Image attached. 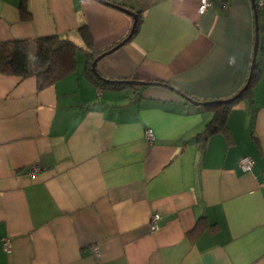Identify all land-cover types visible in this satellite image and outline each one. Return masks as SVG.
<instances>
[{
  "label": "crops",
  "instance_id": "1",
  "mask_svg": "<svg viewBox=\"0 0 264 264\" xmlns=\"http://www.w3.org/2000/svg\"><path fill=\"white\" fill-rule=\"evenodd\" d=\"M106 1L140 16L136 33L96 0H0V42L57 35L85 54L86 25L97 56L128 38L97 62L100 82L86 56L41 90L0 74V264H264V9L242 91L251 0H208L201 15L199 0Z\"/></svg>",
  "mask_w": 264,
  "mask_h": 264
},
{
  "label": "trees",
  "instance_id": "2",
  "mask_svg": "<svg viewBox=\"0 0 264 264\" xmlns=\"http://www.w3.org/2000/svg\"><path fill=\"white\" fill-rule=\"evenodd\" d=\"M255 8L259 18L262 9H259L256 4ZM30 16L31 15L26 7L22 6V19L28 20L30 19ZM140 22L141 18L140 16H137L136 26L131 30V35L137 32ZM77 32L86 47L85 56L87 60L88 75L90 78H94L100 82L101 78L98 76L96 69L94 72L91 69V63L96 56L92 53L93 40L91 34L86 25H81ZM80 49L81 48L71 39L57 35L45 36L34 40L12 39L0 42V74L21 78L34 77L36 79L37 89L41 90L75 71L76 55ZM106 83L109 82L103 81L101 84L103 86V84ZM247 91L248 90L240 94L239 98L245 96ZM215 104L216 103L213 102L206 103L205 105L210 106ZM224 123V108L216 110L214 118L206 125L205 130L200 137L205 139L209 135L218 131Z\"/></svg>",
  "mask_w": 264,
  "mask_h": 264
},
{
  "label": "water",
  "instance_id": "3",
  "mask_svg": "<svg viewBox=\"0 0 264 264\" xmlns=\"http://www.w3.org/2000/svg\"><path fill=\"white\" fill-rule=\"evenodd\" d=\"M98 1L99 3L101 4H104L106 6H109V7H113L121 12H124L126 14H128L132 19H133V25H132V29L136 26V22H137V14H135L134 12H131L130 10H127L121 6H118V5H115V4H112L111 2H108L106 0H96ZM251 4H252V8L254 10V26H255V39H254V46H253V53H252V62H251V72H250V75L248 77V81H247V84L245 85V87L243 88L242 91H244L246 89V87L248 86L250 80H251V75H252V71L255 67V61H256V57H257V53H258V49H259V23H258V15H257V12H256V8H255V1L254 0H251ZM132 32H130L128 38L131 36ZM128 38H126L125 40L121 41L119 44H116L114 47L110 48L109 50H106L104 52H100L101 54H99L96 58H94V60L92 61L91 63V69L92 71L94 72L95 71V67H96V64L97 62L102 59L103 57H105L106 55L116 51L118 48H120L127 40ZM140 83V82H139ZM141 85H146L148 83H140ZM155 84H159V85H162L164 87H167V88H170V86H168L167 84H161V83H155ZM176 94H178L180 96V98H182L183 100L189 102L190 104H194V105H198V106H204L205 103L203 102H198L182 93H180L179 91L177 90H174L172 89ZM241 93V92H240ZM237 97V96H235ZM235 99V98H233ZM233 99H229V100H224V101H218L217 103H223V104H228L230 103Z\"/></svg>",
  "mask_w": 264,
  "mask_h": 264
},
{
  "label": "built area",
  "instance_id": "4",
  "mask_svg": "<svg viewBox=\"0 0 264 264\" xmlns=\"http://www.w3.org/2000/svg\"><path fill=\"white\" fill-rule=\"evenodd\" d=\"M256 5L259 9H264V0H258ZM209 6H210V2L208 0H199L198 8H197L198 14L200 15L203 14L208 9ZM144 139L148 144H152L154 142L155 136H154L153 131L150 128H146L144 132ZM239 165L243 172H249L251 171L253 167V162L250 158L243 157L240 159ZM156 220H157V216L156 215L152 216L151 221H150V230L152 231L157 228ZM3 248H4V251L9 252L10 245L8 243V240H4ZM92 251L95 254H98V250L96 247H93Z\"/></svg>",
  "mask_w": 264,
  "mask_h": 264
},
{
  "label": "rangeland",
  "instance_id": "5",
  "mask_svg": "<svg viewBox=\"0 0 264 264\" xmlns=\"http://www.w3.org/2000/svg\"><path fill=\"white\" fill-rule=\"evenodd\" d=\"M76 59H77L78 62L81 61L84 64V62H85V54H84V52L82 50H79L77 52Z\"/></svg>",
  "mask_w": 264,
  "mask_h": 264
}]
</instances>
